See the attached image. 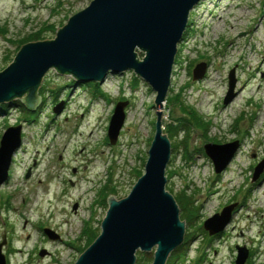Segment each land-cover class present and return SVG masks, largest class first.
Segmentation results:
<instances>
[{
  "label": "rangeland",
  "instance_id": "1",
  "mask_svg": "<svg viewBox=\"0 0 264 264\" xmlns=\"http://www.w3.org/2000/svg\"><path fill=\"white\" fill-rule=\"evenodd\" d=\"M91 1L0 0V71L13 61L22 38L39 30L45 39L54 38ZM138 57L144 53L138 51ZM200 62H206V71L193 80ZM231 69L236 95L224 104ZM74 80L51 69L38 89L40 102L30 110L39 111L37 116L23 114L15 105L0 113V139L10 126H22L21 145L0 185V243L5 237L6 264H74L101 232L107 197L128 195L145 171L157 120L156 92L133 71L98 82L106 96L95 97L88 83ZM122 100L128 101L124 124L117 142L110 144V118ZM60 102L62 110L56 114L53 109ZM188 106L209 123L206 130L179 125L170 135L166 125L189 118ZM161 112L164 132L177 146L166 168V188L174 196L183 191L191 195L200 214L194 225H186L196 237L175 264H194L200 256L203 264H234L237 245L249 249L245 264H264V170L252 179L264 159V0H200L194 6L177 45ZM187 139L190 159L180 145ZM235 140L240 142L236 155L216 173L204 144ZM231 203L237 206L223 231L210 236L198 230ZM45 228L58 239L49 238ZM91 235L96 236L88 244ZM144 253L151 263L154 252Z\"/></svg>",
  "mask_w": 264,
  "mask_h": 264
},
{
  "label": "water",
  "instance_id": "2",
  "mask_svg": "<svg viewBox=\"0 0 264 264\" xmlns=\"http://www.w3.org/2000/svg\"><path fill=\"white\" fill-rule=\"evenodd\" d=\"M200 0H92L57 30L52 39L23 44L13 61L0 71V104L20 99L29 110L40 102L38 89L51 69L72 75L77 84L103 82L109 75L133 71L156 92L155 134L148 149L144 173L128 195L107 197L108 208L101 232L74 264H135L137 252H154L150 264H167L169 256L185 239L186 221L180 217L175 196L166 188V168L172 144L162 123V106L171 81L177 45L182 40L191 10ZM138 51L144 57H138ZM206 62L193 69V80L204 76ZM234 69L229 72L228 104L235 97ZM63 102L53 111L58 114ZM127 100L115 104L108 127L110 144L117 142L124 124ZM21 125L10 126L0 139V185L8 178L12 156L21 145ZM238 140L207 142L205 154L216 173H222L239 149ZM264 170V159L254 169L253 180ZM237 203L208 217L203 228L210 236L219 234L230 222ZM77 204L74 205V209ZM51 239L58 235L45 228ZM0 243V264H6ZM234 264H245L249 249L236 246Z\"/></svg>",
  "mask_w": 264,
  "mask_h": 264
},
{
  "label": "trees",
  "instance_id": "3",
  "mask_svg": "<svg viewBox=\"0 0 264 264\" xmlns=\"http://www.w3.org/2000/svg\"><path fill=\"white\" fill-rule=\"evenodd\" d=\"M42 32L43 30H39L38 32H34L24 38H22L17 45V49L20 48L21 45H23L25 42L31 41V40H42L45 39L44 37H42ZM42 37V38H41ZM140 54L143 55V52L140 51ZM135 80H137V77L135 76ZM76 82L75 80L73 81V83ZM86 87L90 88V91L92 93V95H94L95 97L97 96H106V94L101 90L100 88V84L98 82H88V84L86 85ZM51 91H54L53 89ZM43 92V91H42ZM41 93V91H40ZM42 94V93H41ZM44 97V96H43ZM171 102V101H170ZM10 105H15L18 107H21V110L23 111V114H36V116L38 115V112H31L27 106L25 105V103H21V101L18 99L17 101H13V102H9V103H2L0 104V113H8L9 109H10ZM191 110H190V117L186 118L185 116H181L175 119L174 123L170 122L169 124L166 125L165 130L170 134V135H174V133L177 132V130L179 129V125H181V127L185 128V129H190L191 126H196L202 130H206L207 126L209 123H207L203 116L200 115L195 108L188 106ZM184 109V107H183ZM21 111V112H22ZM27 121H31V119L27 118ZM188 138V137H187ZM187 140H182L180 142L185 146V154L184 157L186 159H190V152L188 150L187 147ZM176 144H174V146H172V148L176 149ZM199 150L201 152L202 148H199ZM142 174V172L140 171L137 174V177H139ZM176 201L178 202V205L180 207V217L182 220L186 221V225L192 226L194 225V223L196 222L197 218L199 217V208L195 205V201L194 198L191 195L186 194L185 191H183L182 193H179L178 195L175 196ZM199 231H201L203 234H206L207 232L204 230L203 226H200L198 228ZM96 235H91L88 236V244L95 238ZM196 237V234L194 231L192 230H188L186 231L185 234V239L184 242L174 251L172 252V254L170 255L169 261L167 264H175V261L180 259L179 256H183L186 255L187 251H188V247L191 244V242L194 240V238ZM208 239H210L211 237L208 236ZM179 255V256H178ZM251 255V254H250ZM148 256L144 253V252H137V261L136 264H150V260H147ZM204 261V257L200 256L198 257V259L194 262V264H203ZM205 262V261H204Z\"/></svg>",
  "mask_w": 264,
  "mask_h": 264
},
{
  "label": "flooded vegetation",
  "instance_id": "4",
  "mask_svg": "<svg viewBox=\"0 0 264 264\" xmlns=\"http://www.w3.org/2000/svg\"><path fill=\"white\" fill-rule=\"evenodd\" d=\"M216 235H218V234H216Z\"/></svg>",
  "mask_w": 264,
  "mask_h": 264
}]
</instances>
